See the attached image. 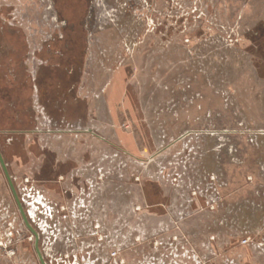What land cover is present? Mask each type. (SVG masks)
Instances as JSON below:
<instances>
[{"label": "rangeland", "instance_id": "1", "mask_svg": "<svg viewBox=\"0 0 264 264\" xmlns=\"http://www.w3.org/2000/svg\"><path fill=\"white\" fill-rule=\"evenodd\" d=\"M63 72L83 126L37 130ZM4 82L34 93L0 149L48 264H264V0H0ZM34 241L0 165V264Z\"/></svg>", "mask_w": 264, "mask_h": 264}, {"label": "crops", "instance_id": "2", "mask_svg": "<svg viewBox=\"0 0 264 264\" xmlns=\"http://www.w3.org/2000/svg\"><path fill=\"white\" fill-rule=\"evenodd\" d=\"M62 74H63L62 79L65 80V77L67 76L66 72H63ZM44 75H45V73L43 72L42 77H44ZM47 83L48 82H44V81L42 83H41V81L38 82L39 89H37L38 91L36 94H37L38 98L40 97V99L37 100V105H38V107H40L39 110L42 111L43 116L41 118H39L37 116L35 119H33L31 121L33 124L35 123L34 125H36L34 128L38 127L37 130H40L41 125L42 126H46V124L51 125L52 120H55V122L65 121L68 123L74 122V124L80 123L79 126H81V125L83 126V102L79 101L80 103H79V105H77V103H76L77 98H76L75 94L73 93L70 76L68 75L67 80H65L63 82L55 80V81H53V83H49L48 86H47ZM18 85L19 86L16 87V84H15V87L13 89H11V92L7 93V92H5V89L0 84V107L1 108H3L2 105L5 104V102L6 103H8V102L16 103L18 105V107H22L23 103L25 101L30 102V100L32 99L31 94H34L32 91L33 90L32 85H29L26 83H23L22 85L20 83ZM39 93L41 94V96H39ZM112 94L113 93H111V91H109V94L107 96V100H110L111 104H113L114 100H115L113 98ZM43 105H46L48 107V109H46ZM7 113L5 111L6 115H7ZM15 113L18 115V111H15ZM19 113L20 114L18 115V117L22 121V123H25V122L27 123L28 120H26V119L28 117H26L25 114H23L21 112H19ZM40 114H41V112H39V116H40ZM38 125H40V126H38ZM22 128L28 129V125L22 124ZM43 129H44V127H43ZM107 130H108L107 128L103 129V133L105 134V132ZM43 131L54 132V130L53 131L43 130ZM93 131H95V130L90 126H89L88 130H85V131L83 130V132L92 133V134L86 133V135L90 136V138L98 139L94 136H97L101 139L103 138L98 133L93 134ZM83 132L81 131L80 135L83 136ZM57 133L61 134V135H59L61 137V140L65 139L66 137L69 136V135L64 134V133L63 134L60 132H57ZM73 135H75V134H73ZM127 140H128V138H127ZM73 156L74 155L69 156L68 160L69 159L72 160ZM63 164L65 166H69V165H66L67 164L66 159H64ZM70 164L73 165L72 162H70Z\"/></svg>", "mask_w": 264, "mask_h": 264}, {"label": "water", "instance_id": "3", "mask_svg": "<svg viewBox=\"0 0 264 264\" xmlns=\"http://www.w3.org/2000/svg\"><path fill=\"white\" fill-rule=\"evenodd\" d=\"M0 165H1L2 169H3V172H4V175H5L6 179H7V182H8V184H9L10 188H11L12 194H13L15 200H16V203H17L18 208H19V210H20V213H21V215H22V217H23V220H24V222H25V225L27 226V228H28V229L34 234V236H35V250H36V253H37V255H38V257H39L41 263H42V264H46V261H45V259H44V256H43V254H42V252H41V249H40V247H39V233H38V231L33 227V225L30 223V221H29V219H28V216H27V214H26V212H25V209H24V207H23L22 201H21V199H20V197H19V195H18V192H17V190H16V187H15V185H14V183H13V179H12V176H11V174H10V171H9V168H8V164H7V162L5 161V158H4V156H3V153H2V151H1V149H0Z\"/></svg>", "mask_w": 264, "mask_h": 264}, {"label": "flooded vegetation", "instance_id": "4", "mask_svg": "<svg viewBox=\"0 0 264 264\" xmlns=\"http://www.w3.org/2000/svg\"><path fill=\"white\" fill-rule=\"evenodd\" d=\"M46 168L48 169H39L38 171H36V173L37 174H41L42 172H46V170L49 172V174L51 175V176H54V175H57L59 178H61L62 177V175L60 174V176H59V173H63V174H65V175H67L66 177L68 178V177H70V176H73L74 175V173L76 172V171H74L75 169L74 168H72L71 166H69V167H67V166H65L64 164L63 165H59V166H54L53 164L51 165V164H48V165H46ZM71 174V175H70ZM82 178H83V176H82ZM63 179H64V176H63ZM56 183H59V180H57L56 181ZM71 183H72V180H71ZM71 183H66L65 182V184H67L69 187H71L72 185H71ZM75 185H77V186H79L77 183L75 184ZM79 189V188H78ZM39 233V232H38ZM35 237V236H34ZM40 239H41V237H40V234H39V247H40V249H41V246H40ZM34 248H35V241H34ZM36 251V250H35ZM41 252H42V254H43V251H42V249H41ZM38 256V255H37ZM44 256V255H43ZM38 259H39V257H38ZM44 259H45V257H44ZM46 261V260H45ZM39 262H40V264H42L41 263V261H40V259H39ZM46 264H48L47 262H46ZM74 264H75V262H74Z\"/></svg>", "mask_w": 264, "mask_h": 264}, {"label": "trees", "instance_id": "5", "mask_svg": "<svg viewBox=\"0 0 264 264\" xmlns=\"http://www.w3.org/2000/svg\"><path fill=\"white\" fill-rule=\"evenodd\" d=\"M32 78V77H31ZM4 89H5V92H7V93H9V92H11V89H13L14 87H15V84H6L5 82L4 83H2V85H1ZM39 86V85H38ZM40 92V91H39ZM41 93V92H40ZM39 93V96H41V94ZM39 99H40V97H39ZM43 103V102H42ZM46 109H48V107L46 106V105H43ZM44 108V109H45ZM15 117H16V113H15V115H14ZM18 118V117H17ZM31 120H33L34 119V117L33 118H30ZM26 131L27 129L26 128H22L20 131ZM17 130H15V132H16Z\"/></svg>", "mask_w": 264, "mask_h": 264}]
</instances>
